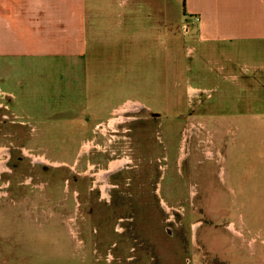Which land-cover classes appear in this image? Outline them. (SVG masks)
<instances>
[{"label":"rangeland","instance_id":"rangeland-1","mask_svg":"<svg viewBox=\"0 0 264 264\" xmlns=\"http://www.w3.org/2000/svg\"><path fill=\"white\" fill-rule=\"evenodd\" d=\"M181 26L159 87L139 77L92 106L83 64L108 74L112 56L0 58V264H264V67L231 80ZM61 91L64 127L44 115ZM128 99L145 107L108 120Z\"/></svg>","mask_w":264,"mask_h":264},{"label":"crops","instance_id":"crops-1","mask_svg":"<svg viewBox=\"0 0 264 264\" xmlns=\"http://www.w3.org/2000/svg\"><path fill=\"white\" fill-rule=\"evenodd\" d=\"M193 15L200 18L193 27L202 45L200 52L207 61L220 55L227 78L235 79L232 72L236 68L260 71L264 67V0H0V58L14 57L30 67V61L43 58L65 62V56H112L108 74L103 75L106 66L96 69L91 62L88 67L83 64L86 72L95 74L83 92L92 106L103 99H96L106 93L102 88H109L111 93L112 88L135 86L139 77L141 86L153 82L159 87L166 35ZM133 61H141V65L136 67ZM14 69L23 67L16 64ZM256 78L254 73L245 80L263 82ZM4 92L14 98V94ZM252 94L256 97V91ZM54 97L55 106L46 105L44 115L62 119L64 127L65 96L61 91ZM134 103L145 107L138 100L128 99L114 107L107 119ZM24 113L34 126L30 120L38 114Z\"/></svg>","mask_w":264,"mask_h":264},{"label":"bare ground","instance_id":"bare-ground-1","mask_svg":"<svg viewBox=\"0 0 264 264\" xmlns=\"http://www.w3.org/2000/svg\"><path fill=\"white\" fill-rule=\"evenodd\" d=\"M188 21V20H187ZM187 55V54H186ZM136 101V100H135ZM138 106L140 105L139 103H136ZM132 109V108H131ZM138 107L135 109L136 111H138ZM128 111V110H127ZM122 123H124V122H122ZM105 128H107V127H105ZM204 128V127H203ZM115 131V130H114ZM129 132V131H128ZM119 133H121V132H119ZM206 134V133H205ZM113 135V134H112ZM111 135V136H112ZM116 135V134H115ZM187 135V134H186ZM126 137V136H125ZM114 138V137H113ZM186 138V137H185ZM115 142V141H114ZM186 143V142H185ZM185 145V144H184ZM210 146V145H209ZM210 148V147H209ZM186 149V148H185ZM219 150V149H218ZM106 151V150H105ZM183 152V151H182ZM210 152H211V155H213V153H212V151L210 150ZM221 152V151H220ZM186 156V155H185ZM128 156H126V158H127ZM180 157H182V156H180ZM184 158V157H183ZM119 159V158H118ZM124 159V158H123ZM114 160V159H113ZM182 160V159H181ZM112 162V161H111ZM126 161H125V159H124V161L122 160V161H117V162H115V163H113L112 165H111V168L108 170V172H107V174L108 173H110L111 174V172H116L118 169H120L123 165H124V163H125ZM109 183V182H108ZM110 185V184H109ZM166 206V205H165ZM168 209V208H167ZM232 226V225H231ZM233 229V228H232ZM234 231V230H233ZM237 231V230H236ZM238 235V234H237Z\"/></svg>","mask_w":264,"mask_h":264},{"label":"built area","instance_id":"built-area-1","mask_svg":"<svg viewBox=\"0 0 264 264\" xmlns=\"http://www.w3.org/2000/svg\"><path fill=\"white\" fill-rule=\"evenodd\" d=\"M200 22V18L197 15H193L189 17V21H185L181 27V29L185 32V33H189L190 31V26L194 27L197 26V24Z\"/></svg>","mask_w":264,"mask_h":264},{"label":"flooded vegetation","instance_id":"flooded-vegetation-1","mask_svg":"<svg viewBox=\"0 0 264 264\" xmlns=\"http://www.w3.org/2000/svg\"><path fill=\"white\" fill-rule=\"evenodd\" d=\"M208 155H209V156H212L210 151H207V152H206V156H208ZM41 162H42V161H41Z\"/></svg>","mask_w":264,"mask_h":264}]
</instances>
